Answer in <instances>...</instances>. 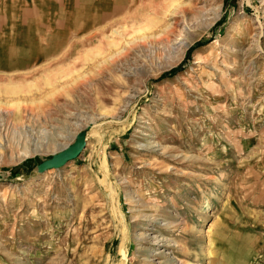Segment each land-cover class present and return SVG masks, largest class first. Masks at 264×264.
<instances>
[{
	"label": "rangeland",
	"instance_id": "1",
	"mask_svg": "<svg viewBox=\"0 0 264 264\" xmlns=\"http://www.w3.org/2000/svg\"><path fill=\"white\" fill-rule=\"evenodd\" d=\"M93 26L56 72L0 82V264H264V0Z\"/></svg>",
	"mask_w": 264,
	"mask_h": 264
},
{
	"label": "crops",
	"instance_id": "2",
	"mask_svg": "<svg viewBox=\"0 0 264 264\" xmlns=\"http://www.w3.org/2000/svg\"><path fill=\"white\" fill-rule=\"evenodd\" d=\"M130 3L131 0H0V82L36 79L56 72L68 51L74 50L73 40L78 35L86 33L98 20L125 15Z\"/></svg>",
	"mask_w": 264,
	"mask_h": 264
},
{
	"label": "water",
	"instance_id": "3",
	"mask_svg": "<svg viewBox=\"0 0 264 264\" xmlns=\"http://www.w3.org/2000/svg\"><path fill=\"white\" fill-rule=\"evenodd\" d=\"M88 130L89 129L86 128L80 131L71 144L61 151L54 153L50 158L44 159L38 163L34 171L37 173H45L52 169H60L71 161L77 159L87 147Z\"/></svg>",
	"mask_w": 264,
	"mask_h": 264
},
{
	"label": "trees",
	"instance_id": "4",
	"mask_svg": "<svg viewBox=\"0 0 264 264\" xmlns=\"http://www.w3.org/2000/svg\"><path fill=\"white\" fill-rule=\"evenodd\" d=\"M205 42H206V41H204V42H202V43L199 42V43H197V44L195 45V47H197V46H201V45H203ZM182 66H183V65H181V66H179V67H177V68H175V69H173V70L167 72L166 74L163 75V77H164V76H172V75L176 74L177 72H179V71L182 70Z\"/></svg>",
	"mask_w": 264,
	"mask_h": 264
},
{
	"label": "bare ground",
	"instance_id": "5",
	"mask_svg": "<svg viewBox=\"0 0 264 264\" xmlns=\"http://www.w3.org/2000/svg\"><path fill=\"white\" fill-rule=\"evenodd\" d=\"M180 39L182 40V38H180ZM79 41H80V40H79ZM87 143H88V142H87ZM70 144H71V143H70ZM68 145H69V144H66V145L62 146L61 149H60L59 151H61L62 149L66 148ZM84 150H85V149H84ZM84 150H83V151H84ZM59 151H58V152H59ZM56 153H57V152H56ZM81 154H82V153H81ZM81 154L79 155V157L81 156Z\"/></svg>",
	"mask_w": 264,
	"mask_h": 264
}]
</instances>
